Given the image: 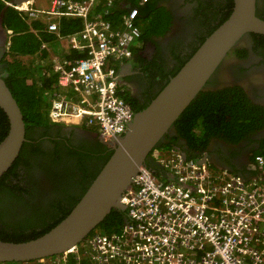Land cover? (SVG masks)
I'll use <instances>...</instances> for the list:
<instances>
[{
	"label": "built area",
	"instance_id": "1",
	"mask_svg": "<svg viewBox=\"0 0 264 264\" xmlns=\"http://www.w3.org/2000/svg\"><path fill=\"white\" fill-rule=\"evenodd\" d=\"M46 3V0H40ZM32 0L13 5L27 22L39 20L55 34L42 42L57 74L46 92L52 122L95 128L105 141L121 136L133 110L121 95L117 68L141 35L139 6L150 0ZM124 12L115 18L118 9ZM62 18L80 28L60 33ZM66 44L60 55L53 42ZM38 54H35V58ZM41 61V60H40ZM161 173L142 165L120 200L126 218L113 233L94 231L45 264H264V161L246 181L175 148L149 154ZM69 255V256H68Z\"/></svg>",
	"mask_w": 264,
	"mask_h": 264
},
{
	"label": "flooded vegetation",
	"instance_id": "2",
	"mask_svg": "<svg viewBox=\"0 0 264 264\" xmlns=\"http://www.w3.org/2000/svg\"><path fill=\"white\" fill-rule=\"evenodd\" d=\"M255 3L256 16L264 20V0ZM13 5V0H0V74L6 71L14 34L10 24L16 11L21 13ZM148 5V10L141 5V18L165 10L168 24L160 33L142 30L130 57L116 71L121 95L133 112L146 107L223 22L233 0H150ZM209 81L204 90L233 88L239 102H219L215 113L210 108L205 118L216 128L203 127L200 120L199 141L188 140L173 126L160 143L211 169L252 180L260 175L258 157L264 161V34L247 33ZM219 114L229 121L227 128L217 122ZM25 138L0 187V232L11 240L38 235L68 214L114 147L95 128L52 121L27 128ZM149 164L161 173L158 165L160 170Z\"/></svg>",
	"mask_w": 264,
	"mask_h": 264
},
{
	"label": "water",
	"instance_id": "3",
	"mask_svg": "<svg viewBox=\"0 0 264 264\" xmlns=\"http://www.w3.org/2000/svg\"><path fill=\"white\" fill-rule=\"evenodd\" d=\"M32 0H13L21 4ZM255 0H233L228 17L199 45L165 86L141 110L135 111L127 130L112 138L114 147L70 212L43 234L22 242L0 239V262H30L59 255L83 241L115 207L132 178L146 165L150 152L173 130L175 121L205 89L227 54L249 32L264 34V20L256 16ZM0 74V109L8 130L0 140V179L19 156L25 138L23 113Z\"/></svg>",
	"mask_w": 264,
	"mask_h": 264
},
{
	"label": "trees",
	"instance_id": "4",
	"mask_svg": "<svg viewBox=\"0 0 264 264\" xmlns=\"http://www.w3.org/2000/svg\"><path fill=\"white\" fill-rule=\"evenodd\" d=\"M127 2L130 5H137L138 1L127 0ZM149 3L150 1L145 4L146 10H148L149 8ZM140 9L141 6H139V10ZM118 10L119 12L114 15L115 18L119 17L120 13L124 12V8H120ZM17 12L18 11H16L14 16V23L10 24V27L12 28L14 34L12 35V41L9 46V59H7L6 62L7 76L5 80L23 113L25 126L27 129L35 125L47 124L50 122L48 117L49 103L48 99L46 98V92L54 87L57 74L53 70L52 63L48 57V52L46 50L39 49L42 42L50 43L56 38V36L54 33L48 31L47 26L44 23L40 22L39 20H31L27 22V20L24 19L23 14ZM228 15L224 19H222L221 22L224 21L228 17ZM138 22L141 29L145 33H160L168 24V13L165 10H161L158 13L153 12V14L146 15V17H139ZM79 28V19L62 18L59 31L62 34H67L70 32H74ZM35 54H38L36 58ZM22 59L29 60L30 63H24L22 62ZM39 60L44 62L42 64H38V62L41 63ZM208 83H210V81H208L207 84ZM234 91L233 88L230 87L225 88L219 92L203 89L188 105V107L181 113L180 117L175 121L173 126L178 129L188 140L199 141L202 138V135L200 133H197L198 136L196 135V127L199 126V121L203 120V127H207L208 125H210V127L216 128V124L207 123L205 116H207L206 114L210 111V108H212L213 112L215 113L217 111L216 104L219 102H229L228 104H235L236 102H239L240 99H238V95ZM219 117L221 118L217 120L219 125L221 127L227 128L226 126H228L229 121L225 122L226 120H224V116L222 114H219ZM0 130L2 132V134L0 135L1 140L8 130V121L5 113L1 109ZM157 147L162 149L171 148L169 144L161 143H159ZM107 159L108 157L105 159L104 163ZM150 162L154 163L155 166H157L156 162L151 158H149V160L147 161L146 166L149 167ZM158 170H160L159 167ZM7 174L8 173H5L0 179V187L3 186V181L7 178ZM64 217L60 218V220ZM125 218L126 211H123L118 207H114L104 218V220L90 234H92L94 231H101L103 233L116 232L124 223ZM59 221L55 222L48 229L44 230L38 235L32 236L27 239L12 238L11 240L8 239L9 235L5 233L2 234L1 232L0 239L12 242L26 241L48 231ZM42 260L44 259L30 262H5L0 264H45L44 262H42ZM67 264H77V262L70 257Z\"/></svg>",
	"mask_w": 264,
	"mask_h": 264
},
{
	"label": "rangeland",
	"instance_id": "5",
	"mask_svg": "<svg viewBox=\"0 0 264 264\" xmlns=\"http://www.w3.org/2000/svg\"><path fill=\"white\" fill-rule=\"evenodd\" d=\"M37 3H36V6H43V7H46L49 5V0H46V3H41L40 0H36ZM51 48H52V51L53 53H55L56 55H60L62 54L63 52H65L66 50V44L65 43H61V42H53L52 45H51ZM24 63H30L29 60H25V59H22ZM40 61V60H39ZM41 63L38 62V64H42L44 61H40ZM42 262H45V259L42 260Z\"/></svg>",
	"mask_w": 264,
	"mask_h": 264
},
{
	"label": "bare ground",
	"instance_id": "6",
	"mask_svg": "<svg viewBox=\"0 0 264 264\" xmlns=\"http://www.w3.org/2000/svg\"><path fill=\"white\" fill-rule=\"evenodd\" d=\"M24 4V3H23Z\"/></svg>",
	"mask_w": 264,
	"mask_h": 264
}]
</instances>
